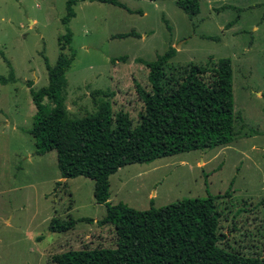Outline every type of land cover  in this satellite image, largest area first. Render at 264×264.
Here are the masks:
<instances>
[{"label": "rangeland", "instance_id": "374dc122", "mask_svg": "<svg viewBox=\"0 0 264 264\" xmlns=\"http://www.w3.org/2000/svg\"><path fill=\"white\" fill-rule=\"evenodd\" d=\"M66 1L0 0V76L9 73L2 53L15 78L0 84V264H50L69 250L115 247L113 226L96 223L106 209L94 201V182L61 180L56 153L35 155L29 134L35 107L27 82L34 90L48 83L44 57L55 64ZM176 1L119 0L120 7L78 0L67 26L75 59L65 74L64 105L70 118H82L102 99L113 115L125 112L135 125L143 111L137 86L149 90L139 60L154 61L169 46L176 50L169 61L174 68L229 58L234 140L121 167L109 178L108 202L147 210L212 195L220 214L218 246L264 257V0H199L192 18ZM127 33L138 36L117 37ZM52 218L93 222L51 233Z\"/></svg>", "mask_w": 264, "mask_h": 264}, {"label": "trees", "instance_id": "16d2710c", "mask_svg": "<svg viewBox=\"0 0 264 264\" xmlns=\"http://www.w3.org/2000/svg\"><path fill=\"white\" fill-rule=\"evenodd\" d=\"M77 1L65 2L61 23L66 31L57 39L59 54L55 64L50 66L44 57L47 85L34 90L27 82L35 107L29 134L35 155L56 153L61 179L84 177L94 182V201L106 209L105 216L96 223L113 226L116 240L112 249L69 250L53 255L50 264H264V257H247L218 246L220 214L212 195L184 198L147 210L108 202L109 178L121 167L211 150L234 140L237 133L231 60L220 58L214 62L209 57L202 65L188 63L174 68L169 61L176 50L169 46L154 61L139 60L148 70L149 90L137 86L143 111L135 125L125 112L113 115L110 103L102 99L96 102V112L70 118L62 91L65 74L75 59L70 47L72 33L67 26L75 17L73 7ZM96 1L122 7L119 0ZM175 4L189 18L200 12L199 0H177ZM129 36L138 35H117ZM1 56L9 73L0 76V84L14 83L12 67L2 53ZM79 222L92 223L93 219L52 218L48 230L64 233Z\"/></svg>", "mask_w": 264, "mask_h": 264}, {"label": "crops", "instance_id": "0c3cea01", "mask_svg": "<svg viewBox=\"0 0 264 264\" xmlns=\"http://www.w3.org/2000/svg\"><path fill=\"white\" fill-rule=\"evenodd\" d=\"M10 84H12V83H10ZM38 156V155H37ZM31 157V156H30ZM26 159L28 160L29 159V156L27 155V157H26ZM61 180H65V179H61Z\"/></svg>", "mask_w": 264, "mask_h": 264}]
</instances>
